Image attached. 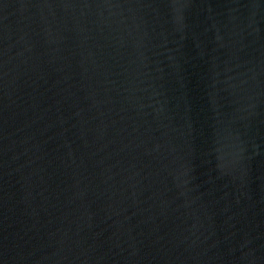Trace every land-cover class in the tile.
Segmentation results:
<instances>
[{"label":"water","instance_id":"water-1","mask_svg":"<svg viewBox=\"0 0 264 264\" xmlns=\"http://www.w3.org/2000/svg\"><path fill=\"white\" fill-rule=\"evenodd\" d=\"M0 264H264V0H0Z\"/></svg>","mask_w":264,"mask_h":264}]
</instances>
